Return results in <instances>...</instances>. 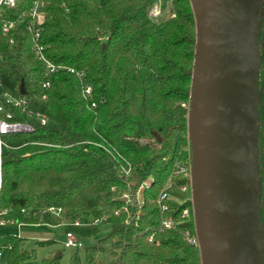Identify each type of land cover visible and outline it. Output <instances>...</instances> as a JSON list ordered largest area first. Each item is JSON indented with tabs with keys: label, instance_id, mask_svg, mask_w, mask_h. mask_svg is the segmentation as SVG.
<instances>
[{
	"label": "trees",
	"instance_id": "16d2710c",
	"mask_svg": "<svg viewBox=\"0 0 264 264\" xmlns=\"http://www.w3.org/2000/svg\"><path fill=\"white\" fill-rule=\"evenodd\" d=\"M31 2L4 7V16L18 17ZM157 4L159 14L153 15ZM43 10L38 41L48 60L60 67L47 87L26 21L15 25L12 42L0 32L2 91L25 96L32 111L48 118L45 124L30 120L32 131L3 136L4 217L55 225L57 215L21 210L59 207L58 216L66 222L91 219L85 225H65L79 237L94 235L107 224L108 233L84 247L88 264H200L197 243L184 236L186 229L194 234L192 216H181L183 209L191 211L189 178L176 172L177 164L190 163L186 113L196 37L189 0H48ZM81 71L82 79L77 75ZM21 80L26 94L20 93ZM82 80L92 87L88 100ZM6 106L13 119L28 120ZM153 131L161 136L159 142ZM119 166L131 167L133 191L151 177L142 188L136 220L130 217L134 208L121 197L128 187L117 173ZM162 189L170 196L162 215L176 227L155 231L150 242L146 237L162 218L157 204ZM20 240L15 234L0 237V246L12 245L8 264L33 258ZM58 258L43 262L56 264ZM69 264H81L77 250Z\"/></svg>",
	"mask_w": 264,
	"mask_h": 264
},
{
	"label": "water",
	"instance_id": "95a60500",
	"mask_svg": "<svg viewBox=\"0 0 264 264\" xmlns=\"http://www.w3.org/2000/svg\"><path fill=\"white\" fill-rule=\"evenodd\" d=\"M189 3L196 39L186 130L200 264H263L256 159L261 0ZM19 88L26 94L23 80Z\"/></svg>",
	"mask_w": 264,
	"mask_h": 264
},
{
	"label": "built area",
	"instance_id": "2783aa9c",
	"mask_svg": "<svg viewBox=\"0 0 264 264\" xmlns=\"http://www.w3.org/2000/svg\"><path fill=\"white\" fill-rule=\"evenodd\" d=\"M18 0H0V19L2 18V22L0 24V32L2 35H9L10 39L9 42H12L14 34V31L16 30V24L21 21H26V24L28 26V29L31 34V38L33 41V44L31 46V50L34 53L36 57L41 60V62L44 65V80L42 82V85L44 87H47L49 85V79L51 75L56 71L59 66L55 65L52 61H49L48 58L44 55V45H42L38 39L41 32V24L44 21L45 18V12L43 10V7L45 6L46 2L48 0H32L29 8L26 10V12H23L18 15L16 18H10L4 16L6 14V11L4 10V7H13L16 5ZM158 11L152 10V14H156ZM70 71H73L70 69ZM77 75L82 79L84 76V72H77ZM92 93V87L84 80H82V95L85 99H90ZM6 105H9L11 108L17 110L19 115H24L28 120H16L13 119L12 112ZM96 105L95 101H90V106L94 107ZM33 118L39 119L41 124H45L48 121V118L44 113L41 112H34L30 108V104L28 103V99L25 96H21L20 98H16L6 91L0 92V157H1V146L4 145L3 136L6 135V133H21V132H27L33 130V124L30 120ZM189 165L184 164H177V173H181L183 176H186L190 179L189 176ZM1 168V165H0ZM117 173L120 178H122L127 183V190H125L122 194V198H124L126 201H128L130 208H134L133 213H131L130 217L134 220L138 219L140 213H141V205L143 203V197H142V188L143 186L149 184L150 181L147 179L144 180L138 187L135 189V191L130 188L128 179L130 178L131 174V167H125V166H119L117 168ZM190 183V180H189ZM1 185V181H0ZM187 187L186 185H182L181 189L185 190ZM189 191H190V184H189ZM169 194L164 191V189L161 190V193L159 194L157 198V204L160 208V213H164L166 210H168L167 203L165 202L166 198H169ZM126 210L128 208L124 207ZM21 211H24L28 215H34L39 216L42 212H48L51 215H60V208L59 207H48L43 210L39 211H28L26 209H22ZM7 209L0 210V225L8 224V223H17L19 225L24 224L20 221H15L13 219H6L4 215L7 213ZM119 211L116 210L115 214H118ZM181 216L184 219H189L192 216V207L191 211L189 208L183 209ZM97 219H94L92 222H97ZM127 222V221H126ZM45 224L49 225V223L44 222ZM91 221L88 220H82L79 218H76L74 220H70V222H65L63 225L72 224V225H85L89 224ZM176 227V222H174L171 218L164 217L162 215V218L159 222V224L151 228L150 232L148 233L146 239L148 241L153 242L154 239V232L157 230H163V229H172ZM184 236L188 239V241L192 244L196 243V237L195 234L193 236L190 234L189 230H184ZM80 237L72 230H65V240H64V246L65 247H78L81 246V240H79ZM12 245H1L0 246V264H8L7 255L9 253V250L11 249Z\"/></svg>",
	"mask_w": 264,
	"mask_h": 264
},
{
	"label": "rangeland",
	"instance_id": "374dc122",
	"mask_svg": "<svg viewBox=\"0 0 264 264\" xmlns=\"http://www.w3.org/2000/svg\"><path fill=\"white\" fill-rule=\"evenodd\" d=\"M153 9L158 11L153 15L159 14L160 7L158 4L154 5ZM1 91L2 88L0 87V92ZM141 142H145V140L142 139ZM186 163L187 162H184V165H186ZM146 179L150 181L151 177L147 176ZM90 220L91 219L89 218L88 221ZM65 222V220L57 215V223L55 225H47L40 221L39 223H24L21 225L17 223L3 224L0 225V237L9 234H15L21 237V247H25L28 251L33 252V258L25 260L22 264H45L43 259L50 256H59L56 264H69V259L76 250L81 258V264H88L83 256L84 247H86V245L97 243L102 236L108 233L110 230L109 226L103 223L98 233L86 237H80L79 240H81V246L65 247V225H63ZM42 240H45L46 242H43Z\"/></svg>",
	"mask_w": 264,
	"mask_h": 264
},
{
	"label": "flooded vegetation",
	"instance_id": "af4514ba",
	"mask_svg": "<svg viewBox=\"0 0 264 264\" xmlns=\"http://www.w3.org/2000/svg\"><path fill=\"white\" fill-rule=\"evenodd\" d=\"M261 11L263 15L260 17L258 26V51L260 55V68L257 76V112H258V136L256 140V159L258 170L261 174V192L259 198L260 217L264 228V0H261ZM264 236V233H263ZM264 251V246H263ZM264 264V260H263Z\"/></svg>",
	"mask_w": 264,
	"mask_h": 264
}]
</instances>
